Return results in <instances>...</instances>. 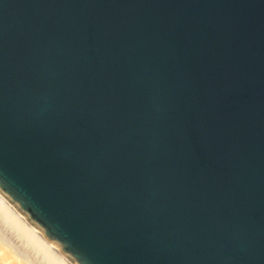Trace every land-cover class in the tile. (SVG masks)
<instances>
[{"label": "water", "instance_id": "obj_1", "mask_svg": "<svg viewBox=\"0 0 264 264\" xmlns=\"http://www.w3.org/2000/svg\"><path fill=\"white\" fill-rule=\"evenodd\" d=\"M0 193L73 264H264V0H0Z\"/></svg>", "mask_w": 264, "mask_h": 264}, {"label": "bare ground", "instance_id": "obj_2", "mask_svg": "<svg viewBox=\"0 0 264 264\" xmlns=\"http://www.w3.org/2000/svg\"><path fill=\"white\" fill-rule=\"evenodd\" d=\"M0 264H73L0 193Z\"/></svg>", "mask_w": 264, "mask_h": 264}]
</instances>
